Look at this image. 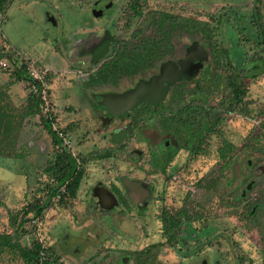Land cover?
<instances>
[{"label": "rangeland", "instance_id": "obj_1", "mask_svg": "<svg viewBox=\"0 0 264 264\" xmlns=\"http://www.w3.org/2000/svg\"><path fill=\"white\" fill-rule=\"evenodd\" d=\"M97 1L101 3L100 7L92 9L95 15L84 20L91 23L95 32L103 27L105 29L110 20L105 17L103 21H99V16L104 12L103 15L108 19L113 17L116 20L117 28L113 33L119 34L122 24L117 21V17L127 0ZM251 1L147 0V6L143 9L144 16L134 23L133 28L139 27L148 33L151 11V16L163 12L181 15L197 26L203 41L214 40V47L226 52V57L221 59L218 68H214L210 74L214 76L209 80L213 93V115L216 110L221 112L225 96H231L223 83L229 67L225 60H228L231 67L250 66L252 53L259 51L252 43L255 30L251 19ZM92 2L93 0H12L0 14V48L17 66L24 64L30 75L41 81L42 114L52 119V128L59 132L67 125L70 127L66 132H61L65 146L63 148L79 163L82 158L87 161L85 165L80 164L84 167V176L75 197L63 198L60 202L57 197L52 199L51 206L44 210L40 219H30L31 215H28L29 221L23 224V233L17 241L29 250H34L36 244L52 250L60 264H122L119 261L122 257L128 259L124 264H133V259L143 253L147 246L162 242L161 224L157 220L161 208H179L188 194L186 203L192 208L200 207L194 210L202 214L205 212L202 215L204 219L184 223L176 245L173 248L164 245L153 250L156 255L148 264H199L202 258H207L208 264H232L238 255L255 257L258 249L254 245L255 240L254 243L252 240L254 232L249 222L243 218L247 208L242 202L251 204L252 198H257L256 193L254 191L247 199L233 203V196L229 194L232 185H225L229 168L219 171L223 162L217 157V149L222 140L237 146L236 148L254 139L264 141V74L247 80L246 101L241 107L236 108L234 113L226 114L224 110L221 112L223 123L220 134L211 135L206 152L192 156L180 150L167 165L164 174L152 173L144 162L146 154L138 135L128 141L124 148L111 145L108 132L119 127L112 129L110 126L105 130L101 128L99 119H91L96 117L95 113L90 114V107L93 106L89 99L91 93L102 90L88 87L87 82H83L82 90L83 77L75 75L76 69L88 64V56L93 51L91 49L100 39V35L95 32L82 33L77 25L81 22V17H89ZM188 32L191 37L180 34L177 38L176 34L172 36L177 56L192 42L198 41V35L193 34V31ZM124 38L127 39L128 35ZM65 43L66 49L61 51ZM163 45V42L159 43L161 49L165 48ZM191 51V56L195 59V48ZM166 53L167 50L162 49V58ZM102 54L105 56L104 52H100L96 58ZM174 59L167 60L172 62ZM156 62L153 63L151 72L144 71L148 65L147 60L142 61L140 67L132 69L138 73L137 79L145 87L148 80L154 82L150 75L157 72L159 64L164 60ZM11 68L12 63H8L6 59L0 60V86L17 115L18 110L25 105L29 92L35 89L27 83L15 81ZM189 69L184 71L190 72ZM197 69L200 76L205 75L207 70L206 65ZM125 70L127 69L123 68ZM47 73L52 74L49 83L43 79ZM115 76L122 77L117 87L120 91L137 83H132L136 77ZM6 84H9L8 87ZM93 84L94 87L103 88L113 85V81L104 84L99 80V83L95 81ZM197 85L200 87L202 84ZM64 86L68 87V92H65ZM154 88L156 90L152 91L153 95L147 92L150 89L143 95L160 97L162 91L157 86ZM21 125L15 144L16 157H0V234H12L7 224L8 217L12 213L21 212L23 205L49 185L43 174V169L53 154L49 138L40 126L38 116L23 118ZM262 145L263 142H260L257 153H253L256 159H260L258 163H262L264 157ZM133 148L144 154L137 162H133L127 155ZM107 149L112 150L109 158L93 159L92 156L98 151ZM168 174L172 177L165 181L164 177ZM123 179L136 180L148 186L149 195L139 206L128 201L122 185ZM198 182L200 186L197 185ZM112 186L127 200L129 210L110 193ZM103 191L110 198L109 206L103 205L101 201ZM239 191L240 189L236 192ZM258 259L259 257H255L251 261L257 262ZM0 264H22V261L18 256L5 252L0 256Z\"/></svg>", "mask_w": 264, "mask_h": 264}, {"label": "trees", "instance_id": "obj_2", "mask_svg": "<svg viewBox=\"0 0 264 264\" xmlns=\"http://www.w3.org/2000/svg\"><path fill=\"white\" fill-rule=\"evenodd\" d=\"M11 1L12 0H0V14L7 9V6ZM145 1L146 0H129L128 5L123 8L121 11L122 15L117 18V21L122 24L123 31H128L130 27H132L134 23L140 19L143 9L146 8ZM251 6V19L255 30V38L252 40V43L255 47L259 48V51L252 53L250 66L231 67L228 60L226 61V65L229 67L227 68L228 72L223 82L226 84V87L231 94V96L228 97V104L225 107L222 104L223 110L226 114L234 113L236 108L238 109L241 107V100L242 98H245L246 95L247 80L250 78L254 79L257 76L264 74V0H252ZM152 14L153 11H151V14L149 15L148 24L153 29V37H144L139 39L141 33H134L133 37L135 34L136 36L133 39H135L134 42H136V45L130 46L129 48L125 46L127 43H124L123 40L110 37L112 49L110 50L109 55L113 53V56L111 60L104 63L95 73H93L95 78H93V76L91 78L94 80H104L106 78H110L115 81L118 78L115 75H132L135 72L132 69L140 67V65H142V61L145 60L148 61L147 69L149 70L153 68L152 66L154 62L162 61V49L168 50V44L171 43V37L174 34L178 37L179 34L182 35L190 33L187 30L189 27L194 29L193 34L198 35V41H194L191 45L195 48L197 53L200 52L198 50L199 46L205 54V57L208 55V50L211 54V58L215 59V61L226 57L225 51L218 50L214 47V40L203 41L200 30L194 25V23L189 22L187 18L181 15L164 12L159 13L157 16H151ZM160 42L164 43L163 46L165 48L161 49V47H159ZM205 47L208 50H205ZM1 59H6L8 63H12L11 75L15 81L27 83L35 90L29 92L25 99V105L18 110L19 114L15 115V111L11 109V105L6 99L4 90L0 86V157H16L14 153L15 144L19 130L22 127V119L31 116H38L39 124L45 131L52 145L53 154L52 158L47 161L46 166L43 169V174L48 179L49 185L46 186L44 190H41L38 195L34 196L31 201L23 205L20 210L21 212L12 213L11 216L8 217L7 224L12 230V234H0V256L5 252H7V254H13L18 256V258L22 261V264H60L58 262V257L52 250L42 248L39 244H36V246L33 247L34 250H29L28 248L22 246L17 239L23 233V224L26 221H29L28 215H31L30 219H40L44 210L51 206L52 199L57 197V201L60 202L63 198L72 199L75 197L76 191L84 176V170L77 168L78 165L76 158L62 147L63 139L58 136V133L66 132L70 129V127L68 125L65 126L61 132L54 131L52 129V119L42 114L41 106L43 104V100L40 96L41 87L34 82L27 66L22 63L17 66L16 63L3 52L2 48H0V60ZM202 62L203 61L200 63ZM167 64L168 66H166ZM217 65L218 64H215L214 68H216ZM166 67L168 69L165 71ZM170 67L176 69L177 73L182 71L179 63L175 64L167 61L160 63L157 74L151 75L154 80L157 77H162V79H160V84L164 93L167 86L172 85L176 80L182 81L183 83L184 81L187 82L186 85H184L185 87L180 85L182 86V88L179 87L180 90L185 88L190 90L191 83L193 82L192 79L196 76L197 69L195 71L189 69L190 72H187V70L186 73L181 76V73L173 74ZM123 68H126L127 70L123 71ZM168 74L174 75V78H169ZM148 78L150 79V77ZM43 79L45 82L49 83L52 79V74H45ZM149 81L152 80H148V82ZM195 82L197 89H199L197 84L202 83L197 80H195ZM139 83H142V81L137 82L136 85ZM8 85L9 84H6L5 86L8 87ZM210 85L211 84H207V86H204V89L211 91ZM151 92L152 91L148 93ZM160 99V97L157 99L151 98L150 102L155 104L159 102ZM93 106L96 105L93 103ZM223 110H221V112H223ZM221 112L216 110L215 114L212 115V111L211 116L209 117L208 112H204L203 106L197 104H194V106L188 105L185 108V111H181V117H184V120L182 122L180 121L175 128V131L180 133L182 136V146L180 148L189 152V155L192 156H198L206 152L208 149V137L210 135L220 134V126H222L223 123ZM251 141L242 146L243 159H251L253 153H257L260 148V142H263L261 148L264 149V141H257L256 139L252 142ZM235 150L236 147L231 145L229 142L225 140L221 141V145L217 149V157L219 161L223 162V165L220 167L219 171L227 167H233L234 160H232V158ZM137 154H139L138 150L136 153L131 152V156L133 158ZM92 157L96 160L104 159L110 157V153L108 151H104L96 153ZM86 162L87 161L82 158L79 166L80 164L85 165ZM157 165L158 162L156 163V166ZM160 170L163 172L162 168ZM171 176V174H168L165 181L170 179ZM126 182L128 181L125 180V183ZM133 184L134 183H132V185ZM197 185L200 186V182H198ZM206 187L207 186H205V188ZM113 190L115 192L116 199L123 207H125V209L129 210V206L123 195L115 187H113ZM136 200L139 201L140 198H137ZM187 200L188 194H186V197L183 199V205L181 207L177 209H167L162 207L160 213L157 215V220L161 224V236L164 238L163 243L169 245L170 247H172L176 242V238L181 231L183 223L198 222L202 219V215H204L198 210H194L200 207L194 206V208H192L186 203ZM102 201L105 206H109V196H103ZM19 214L20 217L18 218ZM203 228H205V226ZM161 245V243L151 244L146 249V252L138 254L133 259L134 264H148L155 256L153 249L155 250Z\"/></svg>", "mask_w": 264, "mask_h": 264}, {"label": "flooded vegetation", "instance_id": "obj_3", "mask_svg": "<svg viewBox=\"0 0 264 264\" xmlns=\"http://www.w3.org/2000/svg\"><path fill=\"white\" fill-rule=\"evenodd\" d=\"M77 1L80 2L81 0H77ZM100 3H101L100 1L93 0L92 5H90V9H89V17H81L82 20L77 25L79 26L80 30H82L81 31L82 33L86 32V31L87 32L88 31L95 32L94 30H92L93 26H91V23L88 24L87 21L84 19L93 17L95 15V12H92V9L94 7L95 8L100 7ZM128 3H129V0H127V3L123 6V8H125V6L128 5ZM145 3H146L145 6H147V0L145 1ZM112 7H113V9L115 8L114 2L112 4ZM143 12L144 11H142V15H141L140 19L144 16ZM103 13L104 12H102V14H101V11H100L101 15L99 17L101 19L99 21H103L104 18L106 17L105 19L110 20L109 24H108L109 26L107 25L108 27H106L105 29L103 27L101 29H98V31L95 32V33L100 35L99 36L100 39L96 44L93 45V47L91 49L93 51L88 56V64H86V66L84 68L76 69V74H75L76 76L83 77L82 82H81L82 90H83V87H82L83 82L89 83L88 87H91L93 89H101L102 90L101 92L96 91L94 94L91 93V96L89 98L91 103L92 104L94 103L96 105V106H91V107L89 106L91 108L90 114L93 115V113H95V115H96L95 118H91V119L95 120V121H97V119H99L101 122L100 123L101 128H104L105 130L108 129L110 126H112V129L115 128V126L119 127V128H116L115 130H109V132H108V137H109L108 141L111 143V145H113V147L124 148V146H126L128 144V141L132 140L134 136L138 135L140 138V141L142 142V145H143L144 154H146V155L144 156V154L142 153L141 150H139L137 148H133L132 150H130L128 152V154H127L128 158L131 159L133 162H135V161L137 162L138 160H140L144 156L146 158L144 160V162L148 165L149 171H151L152 173L164 174L165 168L170 163L172 158L176 155V153H178V151L182 150L180 148L182 146V136L180 133L175 131V128L180 123V121L182 122L184 120V117H181V111H185V108L188 105L194 106V104H197V105L203 106L204 112L205 113L208 112L209 117L211 116L212 108H213L212 107V94L213 93L210 90L208 91V90L204 89V86H207V84L208 85L210 84L209 80H212V77H213V75H210V74L214 71L213 70L214 65L218 64L217 66H219V64L221 63V60L215 61V59H212L210 57L211 54L209 53V50L206 47L204 49L208 50V56L205 57V54L203 52H200V53L195 52L196 58L194 59L191 56V54H192L191 49L193 48L191 45L193 44V42L190 44L189 47L188 46L186 48L183 47L184 49L182 51V54L179 55L180 56L179 57L176 55L177 51L173 47L174 40L171 37V43L168 44L167 53L165 54V56L162 60H164V62H167L168 61L167 59L176 58L172 62L175 64L176 63L180 64L182 71H180L178 73H181L182 74L181 76H183L186 73V71H184L185 69L188 70V68H190V70L192 69L193 71H195L197 68L193 69V66L196 64H201L202 68L204 65H206L207 70H206L205 75L200 76L197 72L194 79H192L193 82L191 83L190 90L188 88L180 90L179 87L182 88V86H180V85L184 86V85H186L187 82L184 81V83H183L182 81L176 80L172 85H170L166 89L165 93H164L163 89H160L162 87H160L158 89V90L162 91V95L160 96L161 99L159 102L154 104V103L150 102V99L151 98L157 99L159 97H150V95L154 94L152 92L147 97L144 96L143 94H140V95L134 94V93H129L128 95L126 94L127 91H130V90L132 91L136 85L135 86L133 85L134 87L132 86L131 88L128 87V89H125L123 91L117 90L118 84H119L120 79L122 77H118L115 81L111 80L110 78H106L104 80H101L102 83H104V84H107L108 82L111 83L113 81V85H111V86L106 85L103 88H98L96 86L94 87L93 83L95 81L96 82L98 81V83H99V80H94L93 78H91L94 75L93 73H95L104 63L111 60V58L113 56V53L111 55H109V52L112 49L110 37L119 38V39L123 40L124 43H127V45L125 44V46L128 48L130 46L136 45V42H134L135 39H133V38H135L137 33L138 34L141 33L139 36V39L144 38V37H146V38L147 37H153V29L151 27H150V29L147 28V30H148V33H147L144 31V29L139 28V27L133 28V26L130 27V29L128 31H123L122 26H121L120 33L114 34L113 32L116 31V28H117V26H116L117 23H115L116 20H114L113 17H111V19H108L105 14L103 15ZM121 15H122V12L120 13V15L118 17H120ZM83 21H84V23H82ZM101 23H103V22H101ZM187 30L193 31L194 29H191L189 27V28H187ZM78 33H80V32H78ZM134 33H136V34L133 37ZM189 34L190 33H185L182 35H184L186 37H191V35H189ZM126 35H128L127 39L124 38V36H126ZM103 38H105V40L107 42L106 49L104 52L105 56H103L104 54H102V55H100V57L95 58L97 56V53L99 54L100 52H102V47H103L102 44L103 43H101V42H102ZM160 43H162V42H160ZM66 44L67 43L63 44L62 50L60 49L61 51H64L66 49L65 48ZM121 44L124 45L123 43H121ZM88 53H89V51H88ZM201 61H203V62L200 63ZM226 61L227 60H225V63H226ZM164 62H161V63H164ZM187 65H190V66L188 68H186ZM144 71L145 72L146 71L151 72V71H153V69L148 70L145 67ZM171 72H173V74L174 73L178 74L176 69H172ZM157 73H158V70H157V72H155L151 75H154ZM126 76L132 77V78L136 77L135 80H132L133 84L140 81V79H137L138 78L137 72H134L132 75H125L123 77L125 78ZM168 77L173 79L174 75L168 74ZM89 79H90V82H88ZM33 80L35 83H36V81H38V83H36V84L40 85V87H41V81L40 80H36L34 78H33ZM169 80H171V79H169ZM195 80L202 83V85L199 87V89H197V87H196ZM95 84H97V83H95ZM65 87L66 86H64L63 89H65ZM67 88L68 87H66L65 92H68ZM224 88L227 89L226 84H225ZM104 95H106V97H108V96L109 97L107 99H104V98L102 99L101 97ZM76 96H77V94L75 93V95H74L75 99L77 98ZM245 101H246L245 98H242L240 104L245 103ZM104 103H107L110 106H107L108 107L107 108L104 105ZM222 104L224 105V107L228 104L227 96H225L224 100L222 101ZM223 105L221 106L222 108H220V110H223ZM52 129L54 131H57L54 128H52ZM121 131H125L127 133L126 134H125V132L119 133ZM58 136L62 138L61 133H58ZM210 138H211V135L208 137L207 143H209ZM231 145H233V144H231ZM234 147H237V146H234ZM137 150L139 151V154H137L133 158L131 156V152L136 153ZM104 151H108L110 153V156H111L112 150H110V149L100 150L97 153L104 152ZM262 153L264 154V150H262ZM188 154H189V152H188ZM262 158H263L262 163H258V162H260V159L259 158L256 159L254 156H252L251 159H243L242 146H240L239 148H236L235 152L233 153V158H232V160H234V165H233V167L231 166L229 168V172H228V175H229L228 177L230 179L226 178L229 180L225 181V183H226L225 185H227V186L232 185L229 194H231L233 196L232 199L234 200V204H235V202H239L241 200L247 199L248 195H252V193L254 191H255L254 194L256 193V196H257V198H252L253 202L251 204L247 205L246 201H244V202H242V205H246V208H247L246 214L243 218H245V220L247 222H249L248 224L250 225V227L252 228V231L254 232V236L252 237V240H253V243L255 240L254 245L256 244V249H258L257 252H255L256 253L255 257H257V258L259 257V259H258L259 261L252 262L251 259H254L255 258L254 256H252V258H249L250 256L238 255L235 257V260H233L232 264H264V164H263L264 157H262ZM104 159H107V158H104ZM157 162H158V165L156 166ZM77 165H78L77 168H79L80 170H84V167L79 166L78 161H77ZM161 168L163 169V172L160 170ZM164 179L166 180V176L164 177ZM125 180L128 182L125 183ZM169 180L170 179H168L167 181H169ZM132 183H134V184L132 185ZM135 184H137V185H135ZM122 185L125 188V193H126V197H127L128 201L131 204H133L134 206H139V204H141L142 201L149 195L148 186L143 185L136 180L131 181V180L123 179ZM113 187L114 186H112V188H111L112 192H110V193H112L114 196H116L115 192L113 190ZM238 189H240V191L236 192ZM102 194H103L102 197L107 196L106 194H104V191L102 192ZM258 195H260V196H258ZM137 198H140V200L139 201L136 200ZM101 201H102V198H101ZM103 205H104V203H103ZM204 214H205V212H204ZM203 219L204 218H202L201 220H203ZM205 219H207V218H205ZM205 227H206V225H205ZM176 239H178V236ZM163 242H164V238L162 237V242H158V243L162 244L159 247H162L165 245L169 248H173L176 245V242H175L174 245L172 247H170L169 245H166ZM154 244H157V243H154ZM149 246H147V248ZM159 247H157V248H159ZM223 251H224V249H222V252ZM144 252H146V250ZM153 252L155 253V251H153ZM155 255H156V253H155ZM241 255H244V254L242 253ZM226 257L227 256L225 253V258ZM207 260H208L207 258H202L200 260L199 264L203 261L206 262V264H208L209 262L207 263ZM119 261L122 264H124L128 261V259L122 257V258H120ZM224 264H227V262H225Z\"/></svg>", "mask_w": 264, "mask_h": 264}, {"label": "water", "instance_id": "obj_4", "mask_svg": "<svg viewBox=\"0 0 264 264\" xmlns=\"http://www.w3.org/2000/svg\"><path fill=\"white\" fill-rule=\"evenodd\" d=\"M101 43H103L102 45H103V47H102V52H105V49H106V44H107V42H106V40H105V38H103L102 39V42ZM198 50L200 51V52H202V49L198 46ZM200 52H198V53H200ZM100 57V56H99ZM96 58V57H95ZM167 66V65H166ZM201 66V64H196V65H194L193 66V69L194 68H198V67H200ZM166 69H168L167 67L165 68V71H166ZM172 69H174V68H172V67H170V70H172ZM192 70V69H191ZM176 74V73H175ZM160 79H162V77L161 78H159V77H157V78H155V80H154V82H152V81H149V82H147V86L145 87V84H142V83H139V84H137L136 86H135V88L131 91H127L126 92V94L128 95L129 93H134V94H138V95H140V94H143V93H145L146 92V90L147 89H150V90H148L147 92H150V91H154V90H156V88H154L153 89V87L154 86H157L158 88H160L161 87V82H160ZM150 82H152L151 83V85L149 86V84H150ZM36 83H38V81H36ZM106 95H104V96H102L101 98L103 99H107L108 97H106ZM142 98V97H141ZM135 99V98H134ZM104 105L107 107V106H110V105H108L107 103H104ZM112 106V105H111ZM108 108V107H107Z\"/></svg>", "mask_w": 264, "mask_h": 264}, {"label": "built area", "instance_id": "obj_5", "mask_svg": "<svg viewBox=\"0 0 264 264\" xmlns=\"http://www.w3.org/2000/svg\"><path fill=\"white\" fill-rule=\"evenodd\" d=\"M62 146H63V144H62ZM63 147H65V146H63Z\"/></svg>", "mask_w": 264, "mask_h": 264}]
</instances>
